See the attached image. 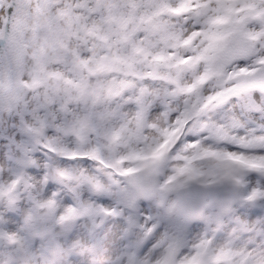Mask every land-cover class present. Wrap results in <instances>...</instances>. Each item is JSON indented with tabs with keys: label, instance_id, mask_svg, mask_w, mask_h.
Here are the masks:
<instances>
[{
	"label": "snow or ice",
	"instance_id": "snow-or-ice-1",
	"mask_svg": "<svg viewBox=\"0 0 264 264\" xmlns=\"http://www.w3.org/2000/svg\"><path fill=\"white\" fill-rule=\"evenodd\" d=\"M154 42L177 62L195 57L197 81L227 76L230 90L203 97L191 119L197 134L181 150L190 154H177L183 163L163 181L167 140L148 134L167 131L150 119L157 104L167 113L160 85L104 71ZM181 48L192 55H176ZM233 97L242 114L264 111V0H0V264H147L141 252L166 241L157 264H176L182 238L154 240L144 201L170 200L169 215L192 218L215 188L229 192L224 211L264 199V166L233 159H264V123L231 108L200 120ZM238 232L264 235V217L237 218L218 248L201 239L186 264H264V247L235 246Z\"/></svg>",
	"mask_w": 264,
	"mask_h": 264
},
{
	"label": "clouds",
	"instance_id": "clouds-1",
	"mask_svg": "<svg viewBox=\"0 0 264 264\" xmlns=\"http://www.w3.org/2000/svg\"><path fill=\"white\" fill-rule=\"evenodd\" d=\"M100 54L106 55L107 53L101 49ZM122 54L130 53L124 51ZM176 55H179L181 58H183L184 56H189L192 54L181 48L177 51ZM108 75H110V73L102 74V76ZM117 75L127 78V73L117 72ZM201 75H203V67L202 65L196 64L194 68L189 69L183 74L181 84L185 88L190 87L192 84L197 82L199 76ZM226 78L227 76L221 77L220 79ZM155 83L157 85L161 84L160 81H156ZM169 87H174V85L169 84ZM217 90H220L217 87V78L213 77L204 83L203 87L201 88V96L206 97L208 95H213ZM186 100L188 103H185ZM191 104L192 99L189 97L182 95L175 98L171 108L168 109V115L166 118L164 115H162L165 109L157 104L151 114L150 119L158 126L159 129H170L176 126V121L178 119H185L183 113L186 107H191ZM229 108H231L235 115L240 116L242 120H254L259 123H264V111L242 114L241 104L235 97H233L232 101L229 104H226L222 110H206L201 114L200 120L203 121L209 117L218 120L219 117L217 116V112L223 111L227 113ZM191 123V121L185 122L184 130L180 133V136L176 139L175 143L165 150L163 157L164 162L162 164L160 177L162 181L167 177V175L171 174L175 166L183 163L182 160H177L175 158L177 154H190L182 153L181 150L188 143L186 137L195 136L199 129V125L193 128L191 127ZM190 128L191 130H189ZM148 134L150 136L157 137L159 143H163L164 140L167 139L166 135H160V133L156 130H148ZM239 134L243 135V130H241ZM202 135L203 133H201L200 136H197V139H200ZM208 143H211V141L204 140V144ZM222 147L232 148L231 145H222ZM245 182L247 185L246 191H251L252 188L256 187V185L251 182L250 177H245ZM206 196L210 202L209 206L204 209L203 215L192 218L182 214L179 209L174 214L169 215L167 209L169 207L170 200L160 204L158 200L152 199L144 201L140 206L141 211L147 212L153 217V219L148 223L158 224V228L154 233V240L161 239L164 237L165 233H167L169 237H171L173 234H178L182 238L183 246L177 251L176 264H181L182 261H184V264H186L187 258L195 252V249L192 247V245L198 243L201 239L212 241L211 247L213 248H218L220 245H222L224 241L230 235H232V230L236 228L237 218L240 220L254 222L258 216L264 217V199L259 200L252 205H242L238 201L232 202L230 205V210L224 211L223 206L229 197V192L225 188L212 189L206 193ZM141 221H143V217H141ZM97 223L100 224L99 218L97 219ZM100 226L103 227V224H100ZM115 240L121 246L128 243L126 240H120L119 234L115 236ZM234 240L235 246L237 247L242 246L245 243H248L249 248L264 247V235L256 236V234L252 232H238L236 233ZM166 248L167 241L160 247L154 249L151 254L142 251L141 258L146 259L147 264H157V261L165 255ZM89 264H91L90 261Z\"/></svg>",
	"mask_w": 264,
	"mask_h": 264
},
{
	"label": "rangeland",
	"instance_id": "rangeland-1",
	"mask_svg": "<svg viewBox=\"0 0 264 264\" xmlns=\"http://www.w3.org/2000/svg\"><path fill=\"white\" fill-rule=\"evenodd\" d=\"M160 46L158 42H154L151 47H142L138 52L134 54H123L118 55L117 61L114 64H106L104 66V71H117L127 73V77L133 78H144L151 77L153 80L162 82L160 84L161 91L159 93L161 97V103L163 105H167V113H162L165 118L168 115V109L171 108V105L175 98L180 96H186L192 99V104L190 110L184 115L185 119L176 121V126L170 129H167L166 136L167 141L171 133H174L177 126L181 128L174 133L173 139L171 142H167L165 145L166 150L173 143H175L176 139L180 136V133L184 130L185 122L191 121L193 113L199 110L202 107V102L200 104H196V99L203 87L200 80L197 81L194 85L192 84L190 87L185 88L181 84V79L185 72L178 71V69L186 68L189 65H195L198 63L195 57L189 58L188 60L177 62L173 54L169 52H165L163 50L156 51V47ZM213 75H211L212 79ZM216 78V77H215ZM227 79H219L217 81V87L220 89L219 91L225 89V85L227 83ZM172 84L174 87H167V85ZM203 101V99H202ZM213 101L214 97H213ZM185 103H188L186 100ZM3 140V137H0V141ZM169 144V145H168ZM168 145V146H167ZM0 147H6L3 143H0ZM40 155H44L41 153ZM234 162L241 167H257L264 166L263 160H255L248 161L246 164L243 160H240L239 157H234ZM46 162V161H45ZM87 193H83L84 198H87ZM257 219V218H256Z\"/></svg>",
	"mask_w": 264,
	"mask_h": 264
},
{
	"label": "bare ground",
	"instance_id": "bare-ground-1",
	"mask_svg": "<svg viewBox=\"0 0 264 264\" xmlns=\"http://www.w3.org/2000/svg\"><path fill=\"white\" fill-rule=\"evenodd\" d=\"M172 138H173V136H172ZM172 138H171V139H172ZM231 150H235V148H233V149H231ZM236 157H239L240 160H243V161H245V162H248L249 160H250V161L263 160V159H261V158L245 157V156H243L242 154H240V155H238V156H236Z\"/></svg>",
	"mask_w": 264,
	"mask_h": 264
},
{
	"label": "water",
	"instance_id": "water-1",
	"mask_svg": "<svg viewBox=\"0 0 264 264\" xmlns=\"http://www.w3.org/2000/svg\"><path fill=\"white\" fill-rule=\"evenodd\" d=\"M229 91L230 90H227L226 92H223V93L219 94L218 97H217V99H220V97H222V96H226Z\"/></svg>",
	"mask_w": 264,
	"mask_h": 264
}]
</instances>
